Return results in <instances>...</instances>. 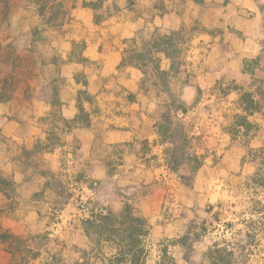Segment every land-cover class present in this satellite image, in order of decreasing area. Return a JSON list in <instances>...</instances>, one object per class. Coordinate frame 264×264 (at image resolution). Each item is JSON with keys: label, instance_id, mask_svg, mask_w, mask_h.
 I'll list each match as a JSON object with an SVG mask.
<instances>
[{"label": "rangeland", "instance_id": "1", "mask_svg": "<svg viewBox=\"0 0 264 264\" xmlns=\"http://www.w3.org/2000/svg\"><path fill=\"white\" fill-rule=\"evenodd\" d=\"M253 1L261 15V32L264 33V0ZM100 3L102 6L96 11L86 6ZM183 10L184 2L165 0H0V179L6 182L0 183V228L17 236H39L28 242L33 252H39V257L31 263L44 262L46 247L64 264H74L75 261L77 264H106L104 259L113 255L116 249L110 243L97 246L86 237L80 221L89 218L94 208H105V201L113 197L120 199L122 210L125 205L132 206L136 191L122 186L114 176L123 164V157L133 155L138 148L139 151L152 150L148 143L145 145L141 141L132 147L103 146L105 125L113 127L107 120L116 125L114 115H118L114 103H104L107 101H102L98 95L112 90L121 99L132 97L118 86L104 88L106 78L100 77L103 60L95 52L86 51L88 40H93L97 33L94 16L104 17L108 12L112 15L118 12V22L144 19L138 32V45L145 54L143 62L147 65V74H142L140 90L148 93L151 101L160 107L155 122V131L159 135L156 152L161 164L167 154L170 157L172 153L176 170L177 167L183 170L178 175L179 182L191 185L196 166L193 149L202 152L197 148L204 144L212 150L214 134L219 131L214 124L218 117L217 105H214L216 97L205 93L196 111L186 116L178 115V120L186 125V134L170 106L180 99L185 85L194 83L200 58L206 54L209 45L224 44L225 47L229 44L225 34L235 32L223 22L210 28L190 23L178 29L152 24L155 16L161 18L171 11L182 13ZM158 36H167V43L158 45L165 52L160 57L161 69L170 71L171 65L179 68L176 74H172V79L158 76L148 61L151 56L147 51ZM117 41L120 50L128 48L123 45L125 39ZM260 42L263 44L260 55L242 62L241 75L235 79L240 86L250 84L251 72L264 78V39ZM224 47L220 48L222 53ZM258 57H261L259 70L250 62ZM186 61L190 64L187 69ZM244 62H247L245 74ZM92 77L98 78L95 89L89 87ZM223 77L225 83L232 80L230 76L218 80ZM209 90L210 87L202 89L203 92ZM234 98L231 96L229 101ZM80 105L84 117L71 123L76 115L80 116ZM208 106L215 111L211 116L206 112L210 110ZM220 107L225 108L227 104L222 103ZM257 120L260 132L248 152L264 147V117ZM84 143L92 147L82 148ZM148 165L158 163L149 161ZM100 169L104 170V177H100ZM255 169L254 166V172ZM257 202L264 207V191L255 189L242 178L231 190L223 208L208 218L207 226L195 224L189 229V236L181 239L183 259L176 260L163 254L159 264L189 263L193 242L208 232L213 234L205 253L209 264L207 252L214 242H227L236 254L241 248L244 249L242 255L252 252L247 264H264V220L248 214L253 207L260 208L256 206ZM243 220L248 223L243 224ZM250 220L254 224L248 227ZM132 230L136 234L143 231L137 225ZM248 230L250 236L257 230V248L250 237L246 238ZM43 236L48 240L45 241ZM219 248L230 249L226 245ZM142 249L146 256L150 253L146 245H136L133 254L135 258L140 257V263ZM5 250L0 246V264L10 262ZM92 253L95 259L90 262L88 257ZM235 261L243 260L238 257ZM17 262L23 263L20 259ZM146 264L152 263L146 260Z\"/></svg>", "mask_w": 264, "mask_h": 264}, {"label": "crops", "instance_id": "2", "mask_svg": "<svg viewBox=\"0 0 264 264\" xmlns=\"http://www.w3.org/2000/svg\"><path fill=\"white\" fill-rule=\"evenodd\" d=\"M165 1L184 2V10L182 13L171 11L161 18L155 16L152 24L157 27L178 29L193 23L210 28L218 22H223L233 27L235 32L225 34L229 44H225V47L224 44L222 45L224 53L220 50L222 46L211 43L206 54L201 56L199 73L193 78L194 83L185 85L180 93V100L187 106H191L187 104L190 102L194 104L198 97L197 89L202 92L200 97L202 99L205 93L209 95V91L220 77L230 76L232 80L237 79L241 75L243 60L260 55L263 47L260 40L264 39V33L261 32V15L253 0H227L226 3L225 0H203L202 4H195L189 0ZM116 14L95 24L96 37L88 40L86 44V51L95 52L103 60L100 77L106 78L104 88L112 89L118 86L132 97L121 99L112 90L98 95L102 101H107L104 103H114L118 115L116 117L112 113L117 120L116 125H114L115 122L107 120V123H111L113 127L109 124L105 125L103 146L106 148L132 147L136 142L141 141L145 145L148 143V146L152 148L150 152L148 149L139 151L138 148L133 155L123 157V164L120 165L114 177L120 180L122 186L129 188L130 191H136L132 207L135 214L143 218L148 226L147 235L142 237V245H146L150 251L146 256L147 262L159 264L163 254L182 260L184 250L180 241L189 236V229L195 224L207 226L208 218L223 208L225 201H228L231 195V190L240 183V180L243 178L250 182L255 174L256 164L248 161L246 157L250 144L257 136L248 145L232 143L230 137L222 132V127L229 122L223 114L232 113L236 95L231 94L222 101L216 99L214 105H217L215 109L218 117L214 124L219 131L214 134L212 150L207 149L204 144L197 148L202 152L197 153L193 149V153L202 159V164L193 171L190 186L181 184L178 175L183 173L182 167H177L178 171L172 170L169 166V154L167 158L163 157L164 162L161 164L159 154L156 152L159 135L157 136L155 131V122L158 120L157 112L160 107L151 101L148 93L140 90L141 71L134 67L118 68L123 49L120 50L117 40H128L139 36L138 32L142 28L141 22L144 19L139 17L131 22H118L119 16ZM84 15L89 16L87 12H84ZM97 48H99L98 51H96ZM186 58L188 59V56ZM188 66L190 64L186 61L185 68L187 69ZM96 79L98 78H90V88H96L95 84H98ZM209 87V91H202ZM231 96L235 98L229 101ZM209 97L212 96L209 95ZM222 103H226L227 107L221 108ZM199 105L200 103L190 109L186 115L196 111ZM209 108L210 110L206 112L211 116L214 110L212 111L210 106ZM69 109L70 106H68V112L71 110ZM88 146L92 147L84 143L82 148ZM121 154L123 155L124 152ZM149 161L156 162L158 165L149 166ZM187 165L190 167L189 164ZM100 173H102L100 177L105 176L104 170L100 169ZM122 207V202L118 198L113 197L105 201V209L114 214L120 213ZM84 220L86 219L80 222ZM211 239L213 240V234L208 232V235H202L199 240L194 241L189 256L190 262L186 264H209L205 259V253ZM5 252L11 261L10 254L6 250ZM94 259V253L90 254L88 260L91 262ZM46 260L48 255L45 256L44 262ZM31 262L34 263V261ZM31 262L30 264H33ZM77 263L75 261L74 264Z\"/></svg>", "mask_w": 264, "mask_h": 264}, {"label": "trees", "instance_id": "3", "mask_svg": "<svg viewBox=\"0 0 264 264\" xmlns=\"http://www.w3.org/2000/svg\"><path fill=\"white\" fill-rule=\"evenodd\" d=\"M86 6L96 11L102 6V3L98 5L88 4ZM111 15L112 14L108 12L104 17L94 16V23L99 24ZM166 37L167 36H158L154 38L156 40L147 51V55L151 56L148 61L152 64V70L154 73L158 74V76L163 79L165 77L167 79H172L173 75L178 72L179 68L173 67V65H171L170 71H165L162 70L160 66V57L163 54L165 55V52L164 50H161L158 45H161V43H167L165 42V40H167ZM138 40L139 37L136 36L123 42V45L128 46V48H124L122 50V60L118 68L134 67L140 70L143 76H145L147 74L145 70L147 65L143 62L145 54L138 45ZM260 60L261 57H258L251 60L250 62L255 64L256 69L259 70ZM246 66L247 62H244V74ZM250 75L251 82L247 86H240L235 80L225 83V79H221L209 91V95H214L219 101L225 100L231 94L236 95V99L233 102V108L231 109L232 113L230 115L223 114V117L227 118L229 122L226 126L222 127V132L230 137L232 143H240L243 145L250 144V142L259 134L260 123L257 119L264 117V78H258L252 72ZM201 95L202 92L198 90V97L191 106H187L180 99L176 102H173L170 107H173L172 110L174 116L176 118L180 114L185 116L190 109L196 107V105L199 103ZM79 101L81 102V100L78 99V102ZM208 108L206 110H208ZM78 111L80 112V116L76 115V117L71 120V123H77L79 119L81 120V118L84 117V110L81 105L78 106ZM176 120L181 123L178 118ZM181 127L185 130L186 134V125L181 123ZM192 155L193 161L196 163L195 169H197L201 166L202 159L196 156L194 153ZM246 159L257 166L256 173L250 179V183L255 187V189L264 191V147L250 149ZM175 164L176 163L174 162L171 153L169 166L172 170H176ZM0 183L5 184L6 182L0 179ZM256 206H259L260 208L256 209L253 207L250 212H248L249 216H256L259 220H264V207L261 206L259 202L256 203ZM244 215L245 213H242V216ZM250 221L251 223L248 225V227H251V224H254L252 220ZM242 223L247 224L248 222L247 220H243ZM82 224L84 225L86 237L96 243L97 246H99L101 243H110L116 249V252L113 255L107 259H104L106 260V264H126L127 262L130 264H146V253L143 251V249L139 252V254H143V260L141 263L140 257L135 258L133 253L136 245L139 247L142 245L141 239L147 235L148 226L143 218L135 214L131 205H125L123 210L118 214H114L105 208H94L90 212L89 218L84 220ZM136 225L143 229L141 233L136 234L133 232L132 229ZM256 231L254 230V233H252L251 236L249 235V230L245 234L246 238L250 237L252 243H255L253 245L254 248H257L258 246V244H256L258 235ZM136 237L138 240H136ZM38 238L39 236H17L10 232L3 231L0 228V245H3L6 251L10 254V264H21L17 262V259H20L21 262H23L22 264H30V261L36 260L39 257V252H33L28 242ZM42 238L45 239V241L48 240L47 236H43ZM221 245H226L229 247V251L219 248ZM243 250L244 249L241 248L240 252L236 254V250L232 246H229L227 242H214L207 254L211 262L210 264H247L250 261V257L253 255V253L251 252L247 255H242L241 253ZM44 252L47 253L49 259L46 260L44 264H64L62 261L57 260L56 255L51 253V251L46 247ZM238 257H241L243 261H235Z\"/></svg>", "mask_w": 264, "mask_h": 264}]
</instances>
